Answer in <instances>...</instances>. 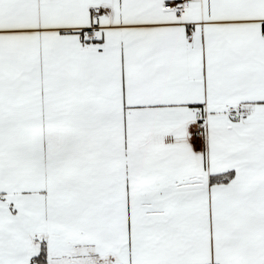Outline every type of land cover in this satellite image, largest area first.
Listing matches in <instances>:
<instances>
[{
	"label": "snow or ice",
	"instance_id": "6c2138e0",
	"mask_svg": "<svg viewBox=\"0 0 264 264\" xmlns=\"http://www.w3.org/2000/svg\"><path fill=\"white\" fill-rule=\"evenodd\" d=\"M0 264H264V0H0Z\"/></svg>",
	"mask_w": 264,
	"mask_h": 264
}]
</instances>
